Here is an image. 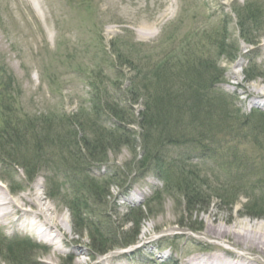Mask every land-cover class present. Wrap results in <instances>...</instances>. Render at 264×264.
Segmentation results:
<instances>
[{
	"label": "rangeland",
	"instance_id": "rangeland-1",
	"mask_svg": "<svg viewBox=\"0 0 264 264\" xmlns=\"http://www.w3.org/2000/svg\"><path fill=\"white\" fill-rule=\"evenodd\" d=\"M249 4L260 14L256 21H241L238 13H244ZM157 27L160 31L153 34ZM142 31L147 34L143 35ZM243 32L248 33L254 45L245 40ZM223 37L227 49L221 53L218 44ZM165 50L166 56V53L163 55ZM119 52L127 55L136 67L119 59ZM233 54L236 59H232ZM156 57H170L171 71L182 63L199 64L205 60L212 62L215 68L218 65L223 69V77L217 87L233 109L238 108L241 116L251 120L244 132L254 131L257 122L252 113L264 112V105L256 103L261 98L256 99L251 91L253 85L264 88V0H0V71L5 76L3 81H13L7 85V90L0 88L8 100L3 104L0 99V123L9 108H13L22 120H35L44 136L47 134L55 141L58 137L64 139L68 120L93 118V105L99 101L93 95L94 86L102 88L103 93L99 94L102 102L118 101L122 97V102H115L117 106L127 109L128 116L139 122L145 105L142 98L133 103L132 95L128 94L130 79L136 75L138 66V70L142 68V72L149 73L152 63L158 60L154 59ZM239 60L241 63L237 65ZM155 89L154 83L150 92L154 93ZM100 114L105 123L112 116L103 110ZM44 126L50 129L44 130ZM131 128L140 146L143 129L136 123ZM183 130L192 132L187 127ZM201 131L204 130L194 133ZM245 133L236 141L228 137L213 145L206 141L205 149L188 141L161 149L169 160L189 158L192 166L199 164L195 171L209 177L203 191L210 196V204L206 198L205 202L197 203L191 213L186 209L182 194L166 192L164 181L157 178L152 168H137L142 164L137 163L139 158L134 161L137 154L132 148L122 146L111 150L106 162L88 159V171L102 180L101 186L113 181L112 174L121 178H115L111 188L108 186L112 194L100 204L94 198L88 199L87 214L102 213L99 217H95L94 212L88 215L89 221L104 218L112 228L111 236L119 241L122 238L120 227L132 229L133 222H126L132 218L130 211L138 207L147 211L136 244L125 248L116 246L103 255L96 250L98 245L92 241L88 230L75 234L72 214L62 195L54 197L52 194L54 186L62 185L64 191L67 189L61 173L58 175L41 166L36 178L31 180L23 167L0 164V184L10 196L34 197L39 190L44 201L53 205L63 225L59 239L47 243L38 235L40 228L25 225L15 217L8 223L0 221V239L1 235L8 241L30 238L32 245H37V248L31 246L33 249L28 250L25 257L31 264H192L190 258L194 256L225 252L244 254L249 260L264 264L256 248L253 252L242 249L231 243L233 232L229 235L221 232L234 226L242 230L248 228L246 232L251 236L264 234L256 231L262 221L264 227V215H249L244 206L261 193L258 190L251 194L253 182L247 183L236 195L230 194L226 200L217 197L222 183L227 182V169L220 165L224 158L244 154L251 160L248 168L254 164L258 173L264 172V149ZM54 143L45 141L42 151L45 160L53 155L57 162L77 152L75 143L65 153H60ZM210 148V152H206ZM201 151L206 152L205 157ZM138 153H142L140 148ZM220 156L222 158L217 159ZM65 166H61L62 171H68ZM217 173L221 175L218 181ZM253 181L258 182L257 177ZM198 226H202L198 232L192 229ZM0 264H12L5 259L3 250Z\"/></svg>",
	"mask_w": 264,
	"mask_h": 264
},
{
	"label": "trees",
	"instance_id": "trees-1",
	"mask_svg": "<svg viewBox=\"0 0 264 264\" xmlns=\"http://www.w3.org/2000/svg\"><path fill=\"white\" fill-rule=\"evenodd\" d=\"M252 5L246 6L244 13H238L241 21L247 19L256 21L260 13H257L251 7ZM242 30L241 28V32ZM247 34L242 33L248 43L254 44ZM225 40L226 38L223 37L218 44L221 53L227 49ZM164 53L166 56L167 50L163 51V55ZM118 56L119 59L122 58L124 62L136 67L124 53L119 52ZM161 57L154 58L160 59V61L155 60L156 63H152L153 68L149 70V73L142 72V68L138 70V66L136 75L130 79L128 94L132 95L133 103H138L142 98L145 105V109L140 113L139 122L138 119L129 117L131 115L128 116L127 109H123V111L120 106H117L115 102H122V97L118 101L107 99L106 102H102L99 94L101 95L103 90L100 86H94L95 93L93 95L97 96L100 102L93 105V118L88 116L89 118L84 120V118L78 117L76 122H73L71 117L72 120H68V130L64 139L58 137L55 141L47 134L44 136V131L42 132L39 125H36L35 120H26L25 118L22 120L13 108H9V112L3 115L0 123V164L9 167L14 165L23 167L31 180L36 177L37 171L42 167L52 170L58 175L61 173L66 179L67 189L64 191L62 185L54 186L52 194L54 197L62 195L64 203L71 211L75 234L80 235L88 230L92 241L98 245L96 250L100 254L113 250L116 246L125 248L134 245L138 240L140 225L146 218L147 211L143 207L133 208L130 211V214H133L132 218H128L126 222H133L132 229L129 231L120 227L122 238L119 241L111 236L112 228L103 217L101 221H89L88 215L94 212L95 217H99L102 216V213L91 211L87 214L88 204L86 202L88 199L94 198L100 204L112 194L108 186L111 188L115 178L121 179L116 174H112L111 180L113 181L111 183L104 182L109 185L101 186L102 180L90 175L88 171L89 160L106 162L111 150H117L122 146L132 148L137 154L134 161L139 158L137 163L142 164L137 168L140 170L143 166L152 168L157 177L164 181L163 189H166V192L182 194L186 202V209L191 213L196 209L197 203L205 202L206 198H210L203 191L204 186L209 183V177H202L199 170L195 171L199 164L192 166L189 158L169 160L161 153V149L181 144V141H188L187 143L204 149L208 147L205 145L206 141L212 145L225 137L236 141L247 131V126H250L249 117L241 116V110L238 111V108H234V110L232 103L217 87L223 77V69L218 65L215 68L212 62L205 60L199 61V64L193 62L194 64L186 65L182 63L175 68V71H171L170 57L169 59ZM231 57L232 59L236 58L234 54ZM214 68L216 72L213 71ZM247 72V75L251 76L250 72ZM4 78L5 76L0 71V88L7 90V85L13 81L10 80L7 83V81H3ZM154 83L156 89L154 93H151L150 90ZM6 96L7 94L0 91V99L3 104L8 101ZM101 110L109 116L112 115L111 119L106 120L107 124L110 123L109 127L100 114ZM251 116L255 117L257 123L254 124V131H248L245 135L247 134V137L264 149V112L255 111ZM135 123L143 129L140 146L136 144V133L131 128V125ZM185 127L192 132L185 133L186 131L183 130ZM46 129L50 128L44 126V130ZM199 129L204 131L194 133ZM45 141L56 142L54 145L60 153H65L67 148L75 143L77 152L73 156L71 153L69 154L71 156L66 154L65 160L59 159L55 162L53 155H50L52 158L45 160V155L42 152L46 146ZM139 148L142 152L140 154L138 153ZM211 149L206 152L209 153ZM204 152L201 151L203 155L206 153ZM221 158L222 156L217 157V159ZM66 161L69 162L68 165ZM249 162H251L249 157L240 153H235L220 162V165L227 169L225 173L227 182L222 183L221 194H218L217 197L226 200L230 194L236 195L247 183L253 182L254 187H252L251 194L258 193V190L261 193L255 195V199L244 206L249 215H264V172L258 173L254 164L248 168ZM64 165H66L65 168L68 166V171L61 170V166ZM220 177L219 173L215 175L217 181L220 180ZM255 177L258 182L253 181ZM192 229L198 232L202 226L192 227ZM30 241V238L8 242L0 239V251L3 250L6 260L12 264H31L30 259H26V254L28 250L33 249L31 246L36 247L37 245H32Z\"/></svg>",
	"mask_w": 264,
	"mask_h": 264
},
{
	"label": "bare ground",
	"instance_id": "bare-ground-1",
	"mask_svg": "<svg viewBox=\"0 0 264 264\" xmlns=\"http://www.w3.org/2000/svg\"><path fill=\"white\" fill-rule=\"evenodd\" d=\"M37 1V0H36ZM156 29V28H155ZM160 29L157 27L152 33L157 34ZM145 35L147 32L142 31ZM241 60L237 62L240 65ZM236 74V72H234ZM252 93L258 101L256 103L264 105V88L257 87L255 85L251 88ZM263 99V101H262ZM44 195L38 190L36 196H21L13 198L9 195V192L3 188L0 184V221L2 223H8L15 219L17 221H23L25 225H30L34 228H40L38 235L45 239L47 243H54L59 239L62 234L63 225L55 215L54 207L51 203L44 201ZM27 206L32 207L31 209ZM257 227L259 233H264L263 221ZM245 229V230H244ZM248 228L236 229L234 226L230 229H224L221 231L224 235L234 233V239L230 240L232 244L242 247V249H249L253 252L256 248L257 253L264 258V234L263 235H249L246 230ZM146 228L143 229L142 237L145 234ZM192 264H262L256 260H249L244 254L236 255L234 253L228 255L225 253H214L206 257L194 256L190 258Z\"/></svg>",
	"mask_w": 264,
	"mask_h": 264
}]
</instances>
